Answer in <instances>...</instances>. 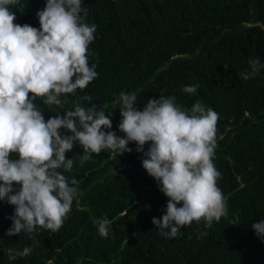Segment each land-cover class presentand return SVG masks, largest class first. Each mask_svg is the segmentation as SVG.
<instances>
[{
    "label": "trees",
    "instance_id": "obj_1",
    "mask_svg": "<svg viewBox=\"0 0 264 264\" xmlns=\"http://www.w3.org/2000/svg\"><path fill=\"white\" fill-rule=\"evenodd\" d=\"M45 4L18 0L15 23L39 28L36 13ZM82 7L87 23L97 25L88 59L98 76L62 96L61 106L38 98L45 121L79 101L103 107L112 121L103 130L122 137L121 92H135L140 110L160 95L189 111L201 101L219 114L213 163L227 212L211 226L194 221L165 238L152 220L165 214L168 199L143 169L136 145L122 155L102 150L81 164L76 143L65 154L71 171H59L78 181L79 194L59 231L7 236L15 207L0 201V264H264V241L251 227L264 219V68L247 81L239 75L250 71L249 58L264 64V0H82ZM195 84V94L182 91ZM105 216L111 224L101 237L94 222ZM24 247L32 248L28 256L8 258L7 249Z\"/></svg>",
    "mask_w": 264,
    "mask_h": 264
},
{
    "label": "clouds",
    "instance_id": "obj_2",
    "mask_svg": "<svg viewBox=\"0 0 264 264\" xmlns=\"http://www.w3.org/2000/svg\"><path fill=\"white\" fill-rule=\"evenodd\" d=\"M17 3L0 0V201L15 207L6 235L38 229L55 233L63 226L79 193L78 181L59 169L71 171L73 159L65 154L76 143L83 149L81 164L102 150L122 155L132 151L130 143L136 145L144 156L143 169L168 199L165 214L152 220L165 238L182 235L181 229L194 221L203 220L206 226L219 221L227 212L217 184L221 173L213 163L219 114L201 101L189 111L174 96L163 95L148 99L140 110L135 92H121L116 103L122 137L103 130L112 128L103 107L98 111L79 101L74 110L45 121L35 103L38 98L61 106L62 96L75 95L97 78L96 65L90 66L88 59L97 25L87 23L82 0H46L36 13L39 28L20 25L12 11ZM248 64L250 71L239 74L245 81L264 68L258 58H249ZM199 87L184 86L182 91L191 95ZM81 99L89 102L92 97ZM61 129L70 135L62 136ZM146 144L150 147L145 152ZM94 223L98 234L107 237L108 217ZM251 227L264 241V219ZM31 252V247L7 249L10 260Z\"/></svg>",
    "mask_w": 264,
    "mask_h": 264
},
{
    "label": "water",
    "instance_id": "obj_3",
    "mask_svg": "<svg viewBox=\"0 0 264 264\" xmlns=\"http://www.w3.org/2000/svg\"><path fill=\"white\" fill-rule=\"evenodd\" d=\"M262 27L264 28V25H262Z\"/></svg>",
    "mask_w": 264,
    "mask_h": 264
}]
</instances>
